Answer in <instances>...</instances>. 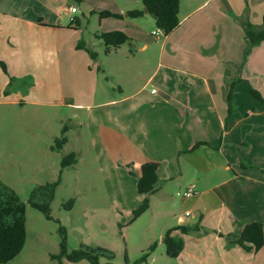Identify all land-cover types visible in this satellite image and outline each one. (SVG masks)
<instances>
[{
    "label": "crops",
    "instance_id": "crops-1",
    "mask_svg": "<svg viewBox=\"0 0 264 264\" xmlns=\"http://www.w3.org/2000/svg\"><path fill=\"white\" fill-rule=\"evenodd\" d=\"M248 1L250 21L260 26L264 0ZM141 4L142 0H84L82 7L83 14L108 11L122 16L101 18V32H125L136 42L128 57L135 59L150 47L137 21L157 20L149 12L136 19L128 16L130 11L144 10ZM73 6V0H0V61L8 72L0 67V156L6 157L13 147V126L26 127L31 121L23 114L16 116V107L71 104L86 110V119L76 123L86 129L109 199L126 208H115L119 225L124 214L132 219L143 199L137 191L142 165L154 162L158 182L149 210L157 209L163 221L159 244L170 229L191 230L173 233L185 244L176 258L180 264H264V247L257 253L238 245L227 248L240 238L246 224L264 226V103L250 92L253 87L264 97V63L253 62L259 55L264 60V41L243 62L242 45L249 49L250 43L236 17L244 14L246 0H181L180 25L165 36L153 77L129 92L120 88V96L111 99L99 95L93 85L86 103L75 101L63 74L91 77L99 67L98 58L93 60L86 49H78L81 43L91 49V43L80 34L75 16L79 8L72 13ZM118 71L135 72L121 66ZM26 76L34 80L27 93L17 90L5 95L11 77ZM237 79L243 80L233 95L237 111L225 128L228 94ZM150 82L156 85L151 90ZM200 142L206 145L186 152ZM181 151L185 152L179 155ZM78 162L77 166L81 159ZM190 186L196 194L177 201L175 194L180 197ZM193 232L198 241H191ZM102 261L100 257L107 264Z\"/></svg>",
    "mask_w": 264,
    "mask_h": 264
},
{
    "label": "rangeland",
    "instance_id": "rangeland-1",
    "mask_svg": "<svg viewBox=\"0 0 264 264\" xmlns=\"http://www.w3.org/2000/svg\"><path fill=\"white\" fill-rule=\"evenodd\" d=\"M73 3L79 8L75 16L80 21V34L83 35L84 42L91 43V49L98 53L96 64L99 66L98 72H94L91 77L79 72H63L75 101L88 102L86 93L92 90L93 85L99 95L110 99L120 96V88L129 92L133 87L145 85L159 66L165 40L164 33L160 37L152 34L153 31H159L153 17L137 21L139 30L150 44L148 49L140 51L135 59H130L128 57L134 48L126 44L119 53L107 56L104 43L97 37L102 31L100 15L83 14L82 3L75 0ZM141 6L143 7V0ZM245 41L248 42L247 39ZM242 46L245 51L241 48L240 53L243 54L244 62L250 48L248 49V44ZM261 57L259 55L253 62L261 65L264 63ZM120 66L133 68L135 72H120ZM154 86V82H150L148 89L151 90ZM14 111L16 116L23 114L25 119L29 118L31 121H27L26 127L13 126V147L7 151L6 157L0 156V179L12 187L27 206L26 244L11 264H59L52 256L60 252L61 226L67 228L70 250L79 249L84 244L112 251L114 257L110 259L102 256L103 263L126 264L127 256L129 262L134 264L151 245L156 244L148 262L143 264H180L178 260L167 256L164 243L159 244L163 221L158 219L157 209L147 211L132 223L129 215L124 214L120 223H124L125 227L119 225L116 218L119 212L116 209L126 208L109 199L103 174L93 161L86 129L76 123L77 120L86 119V110L75 109L70 104L58 107L28 105L23 110L16 107ZM65 126L68 128V143L61 150L54 151L52 147L55 139L61 136ZM76 151L81 152L80 157ZM73 152L77 154L78 160L81 159V163L75 168L62 169L63 158ZM59 178L61 183L51 203L54 220H48L42 212L29 204V199L37 186L56 182ZM175 196L177 201L182 200L176 194ZM70 200H74L72 207L68 203ZM129 223L131 224L127 226ZM190 236L193 237L191 241H198L200 238L195 232ZM63 264L91 263H74L63 259Z\"/></svg>",
    "mask_w": 264,
    "mask_h": 264
},
{
    "label": "trees",
    "instance_id": "trees-1",
    "mask_svg": "<svg viewBox=\"0 0 264 264\" xmlns=\"http://www.w3.org/2000/svg\"><path fill=\"white\" fill-rule=\"evenodd\" d=\"M78 3H83L84 0H75ZM180 3L181 0H143V5L148 9V12L156 16V26L164 33V36H168L180 25ZM247 6L242 16L236 17L242 26L245 35L250 43V50L264 41V15L263 21L260 26L254 25L250 21L249 13V1L246 0ZM100 18L122 16L114 14L108 11L100 12ZM145 15L144 10H134L128 12V16L132 19L140 18ZM77 25H80V21H77ZM97 37L105 45V54L109 55L112 50L120 48L122 45L128 44L134 48L136 42L130 38L123 31H111L101 32ZM78 49H86L93 60H97L98 54L88 49L83 43L78 45ZM131 52L133 50L131 49ZM0 67L5 73L7 72V66L4 62L0 61ZM242 79L234 80L231 84L228 94V114L225 120V128L228 127V122L231 116L237 111L233 102V95L235 88ZM34 80L31 76L24 78L11 77L5 95H9L17 90H22L23 93H27L33 86ZM252 96L261 103H264V97L260 91L250 87ZM186 120L182 126V134L185 130ZM68 128L65 126L62 130L60 137L55 139V144L52 150H61L67 143L68 138L66 134ZM223 134L221 136L220 144L223 142ZM206 145L205 142L195 144L191 149L186 152H192L199 147ZM185 151L179 152V155ZM78 156L75 152L66 155L62 160V169L75 168L78 164ZM135 175L133 172H130ZM158 182V166L154 162H148L142 165L141 174L138 177L137 191L140 196H143L139 206L133 210L131 222L137 220L150 208V196L156 191V184ZM61 179L56 182L47 183L46 185L37 186L29 199V204L42 212L48 220H54L51 215V203L55 198V192L60 185ZM70 207L73 206L74 200H70ZM60 222V220H58ZM27 206L25 202L21 200L19 194L9 185H7L2 179H0V264H11V262L22 252L25 247L27 239ZM177 230H181L183 233H189V228H173L166 232L163 243L166 247V254L172 259H176L184 250L185 244L181 238L173 235ZM60 232L62 239L60 243V252L52 256V259L58 260L59 264H63V259L70 262H80L83 260L89 261L91 264H102L100 257L107 256L110 259L114 257L112 251L104 249L102 247H92L88 245H81L79 249L70 250L68 247V232L65 226H61ZM232 245H238L245 252H259L264 247V226L260 222H252L246 224L242 231L240 238L237 241L229 242L227 248ZM156 244L151 245L143 256L134 264L147 263L152 252H154ZM126 264H131L128 257H125ZM112 264V263H107Z\"/></svg>",
    "mask_w": 264,
    "mask_h": 264
},
{
    "label": "built area",
    "instance_id": "built-area-1",
    "mask_svg": "<svg viewBox=\"0 0 264 264\" xmlns=\"http://www.w3.org/2000/svg\"><path fill=\"white\" fill-rule=\"evenodd\" d=\"M70 11L72 13H76L77 12L76 6L71 7L70 8ZM153 34L155 36H159V35L163 34V32L159 30V31H154ZM152 91H153V93H157V90L156 89H153ZM195 194H196V192H195L194 186H190L187 189L186 192H184L183 194H180V198L181 199H187V198L193 197ZM186 215H190V212L189 211L186 212Z\"/></svg>",
    "mask_w": 264,
    "mask_h": 264
},
{
    "label": "water",
    "instance_id": "water-1",
    "mask_svg": "<svg viewBox=\"0 0 264 264\" xmlns=\"http://www.w3.org/2000/svg\"><path fill=\"white\" fill-rule=\"evenodd\" d=\"M144 11H145L146 13H148V9H147V8H144Z\"/></svg>",
    "mask_w": 264,
    "mask_h": 264
}]
</instances>
